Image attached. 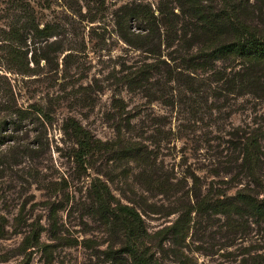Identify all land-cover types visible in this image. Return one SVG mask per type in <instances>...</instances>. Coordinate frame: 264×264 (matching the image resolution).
Instances as JSON below:
<instances>
[{"label":"rangeland","instance_id":"1","mask_svg":"<svg viewBox=\"0 0 264 264\" xmlns=\"http://www.w3.org/2000/svg\"><path fill=\"white\" fill-rule=\"evenodd\" d=\"M129 1L0 0V108L8 100L28 110L42 102L52 111L48 119L26 115L12 129L0 110V264H132L122 233L92 202L96 179L115 199H131L147 211L148 231L162 230L153 243L160 244L165 264H241L246 251L264 252V222L247 218L241 224L233 216L232 226L209 206L195 210L202 200L231 201L246 184L222 174L231 154L228 133L238 125L254 126L264 146V98L210 99L195 118L128 87L124 69L144 55L120 40L113 13ZM145 2L163 11L175 5ZM24 14L33 16V25L49 24L54 33L47 42L53 44L51 62L42 61L33 76L19 74L9 55L10 33ZM36 45L47 50L45 39ZM160 116L170 123L166 129L156 124ZM69 119L105 143L83 166L71 156ZM132 147L150 156L171 192L141 183L152 169L129 154ZM176 222L184 237L169 228Z\"/></svg>","mask_w":264,"mask_h":264},{"label":"trees","instance_id":"2","mask_svg":"<svg viewBox=\"0 0 264 264\" xmlns=\"http://www.w3.org/2000/svg\"><path fill=\"white\" fill-rule=\"evenodd\" d=\"M174 2L173 7L163 11L160 7L152 8L145 0H130L114 11V24L120 40L144 55L142 60L125 67L123 81L125 78L127 86L139 88L148 101L157 100L171 108L179 107L195 118L210 99L218 101L246 95L264 98V19L261 17L264 0ZM175 8L178 13L173 11ZM23 17V23L10 33L14 39L9 52L10 61L19 74L33 76L42 61L45 65L51 62L52 53L48 48L53 44L47 42L54 33L49 24L33 25L31 14ZM38 38L45 39L47 50L37 48ZM60 49L58 47L53 52ZM153 76L155 78L151 80ZM0 110L10 117L7 123L12 129H17L26 115L48 119L52 114L42 102H33L28 110L7 100ZM5 124L3 121V128L7 127ZM156 124L159 129H166L170 123L160 116ZM67 125L75 143L71 156L78 165L83 166L105 149V143L94 139L77 120L69 119ZM231 129L234 130L228 133L227 140L231 154L222 174L235 176L246 184L236 191L231 201L207 204L202 200L195 210L209 206L230 220L232 226L235 225L231 219L233 216L241 224L247 218L264 222L262 135L258 128L249 125ZM129 152L152 169L151 176L141 179L142 184L152 191H172L167 181L159 179L157 169L145 151L132 147ZM91 193L95 207L106 213L117 234L122 233L119 235L123 239V251L129 255L132 264H165L159 256L160 244L153 243L162 230L153 234L148 231L143 218L147 211L137 207L131 199L125 203L115 199L107 184L98 179L92 182ZM169 228L184 237L181 233L183 226L180 227L178 222ZM241 264H264V252L260 248L254 252L246 251Z\"/></svg>","mask_w":264,"mask_h":264}]
</instances>
